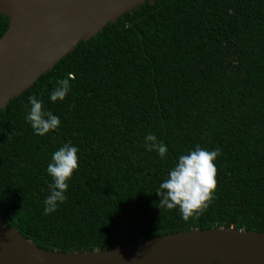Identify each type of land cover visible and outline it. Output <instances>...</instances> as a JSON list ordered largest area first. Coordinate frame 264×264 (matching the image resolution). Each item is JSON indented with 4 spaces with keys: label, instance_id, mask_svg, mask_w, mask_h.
I'll list each match as a JSON object with an SVG mask.
<instances>
[{
    "label": "trees",
    "instance_id": "trees-1",
    "mask_svg": "<svg viewBox=\"0 0 264 264\" xmlns=\"http://www.w3.org/2000/svg\"><path fill=\"white\" fill-rule=\"evenodd\" d=\"M8 24L0 13V37ZM69 78L63 101L50 102ZM34 95L58 130L33 133ZM152 132L168 148L144 147ZM79 151L66 201L43 215L51 154ZM212 150L216 188L208 207L182 219L156 190L180 154ZM0 213L36 245L108 249L191 228L264 231V0L145 1L107 23L0 108Z\"/></svg>",
    "mask_w": 264,
    "mask_h": 264
},
{
    "label": "water",
    "instance_id": "water-1",
    "mask_svg": "<svg viewBox=\"0 0 264 264\" xmlns=\"http://www.w3.org/2000/svg\"><path fill=\"white\" fill-rule=\"evenodd\" d=\"M155 0H0V108L51 70L81 40ZM0 264H264V231L191 228L108 249H45L0 213Z\"/></svg>",
    "mask_w": 264,
    "mask_h": 264
},
{
    "label": "clouds",
    "instance_id": "clouds-1",
    "mask_svg": "<svg viewBox=\"0 0 264 264\" xmlns=\"http://www.w3.org/2000/svg\"><path fill=\"white\" fill-rule=\"evenodd\" d=\"M71 89L70 79H57L48 96L50 102L63 101ZM33 133L44 136L50 131L58 130L61 125L59 116L44 107L43 101L34 95L28 97V107L24 116ZM144 147L147 151H155L163 159L168 154L167 145L149 132L144 136ZM79 149L67 141L51 154L46 172L51 177L48 194L43 200V215L47 216L58 210L66 201L68 181L74 170L78 168ZM221 154L219 147L212 150L196 145L194 149L180 154L176 162L168 170L167 177L162 180L156 190L161 207L178 208L182 219L197 215L211 203L216 188L215 160Z\"/></svg>",
    "mask_w": 264,
    "mask_h": 264
}]
</instances>
